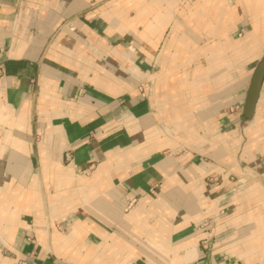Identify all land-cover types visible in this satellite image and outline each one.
<instances>
[{"label":"crops","instance_id":"0c3cea01","mask_svg":"<svg viewBox=\"0 0 264 264\" xmlns=\"http://www.w3.org/2000/svg\"><path fill=\"white\" fill-rule=\"evenodd\" d=\"M180 1L0 0V264H264L256 248L263 216L241 215L239 202L245 195L264 206V187L253 182L254 194L250 184L239 195L242 182L208 183L225 171L222 161L185 154L167 134V123L192 126L195 103L182 95L201 92L203 78L177 69L198 46L192 31L210 28L187 27L190 41L172 37L186 13ZM224 1L232 19L218 33L251 29L264 47V0ZM175 46L183 49L167 74L161 66ZM256 66L213 76L225 96L216 109L238 108L237 116L222 114L221 127L225 117L241 121ZM146 82L155 86L151 96ZM262 93L247 144L264 124V85ZM246 147L249 156L256 149ZM87 168L90 177L76 178ZM133 198L137 207L125 212ZM209 219L222 225L200 228Z\"/></svg>","mask_w":264,"mask_h":264},{"label":"rangeland","instance_id":"374dc122","mask_svg":"<svg viewBox=\"0 0 264 264\" xmlns=\"http://www.w3.org/2000/svg\"><path fill=\"white\" fill-rule=\"evenodd\" d=\"M219 2H221L222 5ZM180 7L183 8V12L186 13L182 15L181 19H179L180 26H177L178 29L175 32H169L172 37H175L178 40L186 41L189 40L188 31L186 30L187 27H210L209 29H194L192 31L195 37L193 39H195V42L198 41V46H196V48L193 46L191 47V49H193V57L190 60H180L177 69L179 74H190L189 76L191 81H194V79L201 80L203 78L201 82H198L199 86L203 85L204 88L201 91L202 93L193 91L191 93L190 89L188 92V90L184 88L185 93L182 95V100L186 103H191V101L195 103V108L191 109V112L194 115L191 119L192 126L191 124L190 126L187 125L185 126L186 129H184L183 123H167V134L173 136L177 142L176 148L185 154L197 151L201 152L203 155H207V162L210 164H216V160L222 161L221 164L224 165L223 167L225 171L221 173L222 175L220 176H209L208 180H206L208 183L222 182L223 178L227 181L235 183L242 182L243 185L240 187L241 191L239 195L245 192V190L248 192L250 187L249 185L253 182H258L264 187V140L261 141L264 139V124L260 123L256 130L251 133L252 135L258 133L257 141L252 142L251 139L253 137H250L251 139L248 144L247 133L251 124H244L239 119L235 120L232 124L231 118L225 117L227 125L221 127L220 118L222 117V114H236L237 116L238 108L236 106H232L223 111L216 109L217 100L221 99V97L225 98V96L223 97L217 93L218 87H221V81H216L213 77L216 74H251L257 64V61L253 63L250 61L255 56H257V60L260 59L264 55V47L260 44L261 41H256L249 37L251 29H248L245 32H235L232 30L226 31L224 33H227V35L224 37H222L223 35H221L220 32L218 33V30L215 28L221 24L220 22L223 20L225 23H228L232 19H230L231 15L229 16V13H227V11H231V5L228 6L227 2L224 0H181ZM207 9L208 11L206 12L208 15L201 14V10ZM223 10H226V15L224 16L221 13ZM227 39L239 40V43L236 46L225 44L226 47L225 45L222 46L225 47L223 50H221L222 47H217L216 44L218 42L221 41L222 43H225ZM181 49L183 48L176 46L172 48L168 59L166 61L164 60L165 62L161 66L163 72L168 74L170 70L174 72L176 71V68L172 69V67L173 65L176 66L174 63L179 60V52ZM142 87H144L143 92L147 96H151L152 91L155 89V86L151 85V82L144 83V86ZM262 94L263 93L261 92V96ZM261 96L259 100H261ZM164 98L165 97L163 96V100ZM166 98H169L170 100L166 107L175 106L171 97L167 96ZM201 99L203 101L205 100L203 104L200 102ZM258 105L259 103L257 104V107ZM260 111L263 115L262 119H264V99H262ZM164 113L166 114L168 121L171 115L166 109ZM202 113L206 115V120L199 116ZM254 119H259V116H256L255 114ZM238 139H240V142H236ZM246 145L247 150H250L251 147H256V149L252 150L250 156L248 153H244ZM92 172L93 170L90 168L77 171L76 178L90 177ZM214 178H218L217 181H214ZM252 187L253 186L251 184V191L254 194ZM241 198L242 201H239L241 202V215L253 213L257 216H263L262 218L264 220V206L262 205L263 203L261 200L253 197L250 198L249 196L245 197V195H241ZM137 205L138 201L136 200V203L128 207L129 205L127 201L124 211L129 212L136 208ZM232 213L233 212H230V214ZM214 218L218 220L217 216ZM206 221L203 225L210 226L212 228L210 232L222 225H219L216 221H211L210 219ZM228 225L233 227L231 222ZM248 226L249 224H245V227ZM263 226L264 223H257L256 230L258 233L263 232ZM234 241H239V239L228 240L225 245H230L234 243ZM244 241H246V239H244ZM261 241V239L257 241L258 245L256 248H260V251L263 252L264 240L262 241V246L259 245ZM240 246L245 251L248 249L245 242L240 243ZM263 256L264 253H262V257ZM257 259L255 260L259 264ZM235 261L237 260H229L226 264H233ZM238 263L243 264V260Z\"/></svg>","mask_w":264,"mask_h":264},{"label":"water","instance_id":"95a60500","mask_svg":"<svg viewBox=\"0 0 264 264\" xmlns=\"http://www.w3.org/2000/svg\"><path fill=\"white\" fill-rule=\"evenodd\" d=\"M263 85H264V56L257 63V66L254 70L250 82V86L247 91L246 101L241 116L242 123L250 124L253 122Z\"/></svg>","mask_w":264,"mask_h":264},{"label":"built area","instance_id":"2783aa9c","mask_svg":"<svg viewBox=\"0 0 264 264\" xmlns=\"http://www.w3.org/2000/svg\"><path fill=\"white\" fill-rule=\"evenodd\" d=\"M3 74V70L2 68H0V76ZM143 94H145L143 92ZM88 169V168H87ZM86 170V169H84ZM218 178H214L213 180L214 181H217ZM134 203H136V199L133 198V199H129L128 200V207L132 206ZM204 227V225H201L200 228ZM3 251V246H2V243L0 241V252ZM13 264H30L28 261H25V260H22V259H17Z\"/></svg>","mask_w":264,"mask_h":264},{"label":"bare ground","instance_id":"6f19581e","mask_svg":"<svg viewBox=\"0 0 264 264\" xmlns=\"http://www.w3.org/2000/svg\"><path fill=\"white\" fill-rule=\"evenodd\" d=\"M255 186V185H254Z\"/></svg>","mask_w":264,"mask_h":264}]
</instances>
